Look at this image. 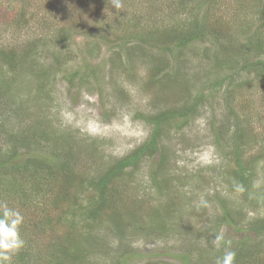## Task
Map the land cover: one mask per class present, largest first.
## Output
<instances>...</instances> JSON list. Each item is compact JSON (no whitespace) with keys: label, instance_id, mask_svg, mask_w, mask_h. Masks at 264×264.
Masks as SVG:
<instances>
[{"label":"trees","instance_id":"obj_1","mask_svg":"<svg viewBox=\"0 0 264 264\" xmlns=\"http://www.w3.org/2000/svg\"><path fill=\"white\" fill-rule=\"evenodd\" d=\"M79 2L90 3V6L95 3L115 15L112 19L93 22L94 31L83 33L85 43L78 48L77 56L72 51V45L77 44L75 37L82 32L79 25L70 19L72 27H68L66 20L62 22L61 19L67 15L59 9L53 8L56 16H49V8L52 7L47 5L46 16L42 15L41 21L45 32L35 41L18 49L9 47L0 38V199L6 203L12 200L10 205L14 204L10 208L18 209L24 217L20 228L24 245L14 257L13 264H91L93 258L89 244L95 239L92 232L96 223L101 221L104 224L108 216L117 224L119 236L128 230L122 222L121 211L126 203L119 181L130 171L139 170L145 162L152 161L153 186L162 193L165 189L163 184L171 179L167 177L170 147L166 141L172 135L184 132L201 112L206 100L214 97L217 88L224 86H227L224 102L233 118L231 135L227 139L230 140L227 148H231L229 159L235 163L230 169V176L233 185L238 184L245 190L246 202L255 208L264 206V192L255 193L254 182L255 167L263 152L247 156L252 141L249 139L248 143L246 129H243L247 128L244 118L252 116L248 109L245 114H240L234 108V101L239 99L238 89L242 85H249V91L258 89L262 90L261 94L264 93V0H249V18H244V22L249 20V31L241 30V37L231 33L230 24L220 20L215 0H123L124 7L120 11L113 8L112 0ZM16 4L20 9L16 14L17 20L13 22L25 19L28 14L35 18L36 13L32 11L34 4L29 5L28 0H21L19 4L16 1ZM142 5L145 10L141 11ZM239 19L240 15L235 16L232 23H238ZM208 40L211 43H215L214 40L224 42L221 44L218 41L214 51L211 48L204 50L208 59L215 58L216 65L213 66L219 71H214L220 72L219 76L205 68L201 73L203 85L198 95L189 93V98L182 104L176 102L175 105L141 115L151 128L142 144L122 157L113 158V161L97 169L94 175L82 172L81 160L88 154L80 148L78 133L50 129L52 118L45 107L53 102V85L58 77L68 82L69 90L76 89L77 92L101 86L108 73L106 64H95L93 61L101 55L99 51L107 47L106 52H110L109 59L113 63L110 73L118 66L128 71L134 61H145L150 65L148 77L154 85H173V81L179 79L178 64L186 59L188 49L197 42ZM50 44L51 47L66 45V48L55 51L45 49ZM237 51L241 56L235 55ZM43 54L51 56L52 64H43ZM78 58L81 60L78 61ZM25 74H32L38 80L30 102L20 99L17 94L11 95L13 82ZM53 79L55 81L51 83ZM21 86L25 87L22 79L19 80V88ZM206 87L210 93H207ZM211 89H214L213 93ZM187 91L191 92L188 87ZM240 106L243 107L242 103ZM248 121L250 123V119ZM214 133L215 144L221 147L223 139L216 130ZM92 149L98 153L97 147L92 146ZM85 161L89 162L88 159ZM75 187L77 190H74ZM49 198L50 201H47ZM224 202L218 224L224 222L242 233L240 240L231 241V247L237 253L236 264H264V215L249 216L244 224L247 214L242 208L238 206L237 210L228 205L227 199ZM67 203L74 206L68 207L65 212H70L71 228L64 234V240L54 242L50 251L44 254L34 236L44 233L45 227L34 221V214L31 215L30 211L39 205L38 211L43 217L47 214V223L54 224L49 216L51 208ZM80 225L86 233L78 231ZM197 250L202 259L203 249ZM215 251L218 257L222 255V249ZM189 256L184 254L174 258L181 259L185 264ZM131 258L121 257L116 264H126Z\"/></svg>","mask_w":264,"mask_h":264},{"label":"rangeland","instance_id":"obj_2","mask_svg":"<svg viewBox=\"0 0 264 264\" xmlns=\"http://www.w3.org/2000/svg\"><path fill=\"white\" fill-rule=\"evenodd\" d=\"M16 1L18 4L21 3V0H0V38L9 47L14 46L18 49L19 46L33 42L44 34L41 21L42 15L46 16L45 5L52 7L49 8V16H56L53 8L59 9L67 15L66 18L61 19L62 22L66 20L65 24L68 27H72L70 19L79 25L82 32L75 37L77 44L72 45V51L76 56L78 48L85 43L83 33L94 31L93 22L112 19L115 15L113 11L107 9L105 11L100 5L91 3L90 6V3H78L79 0H28L29 5H35L32 10L36 13L35 18L28 14L25 19L13 22L17 20L16 14L20 9ZM215 2L217 11L221 14L220 20L232 26L231 33L241 37L243 33L241 30L249 31V20L244 22V18H249V0H215ZM143 9L145 10V7L142 5L141 11ZM239 15L238 23H232V19ZM214 41L215 43L209 40L197 42L190 47L186 59L178 64V81H173V85L161 87L151 82L148 77L150 65L145 61H134L128 71L116 65L118 66L116 70L110 73L113 63L109 59L110 52H106L107 47H104L99 51L102 52L101 55L93 61L95 64H106L108 73L105 74L101 86L84 88L77 92L76 89L69 90L68 82L61 79V76L56 78L57 83L53 85L55 89L52 94L53 102L45 107L48 116L52 118L53 124L50 129L78 133L80 148L88 154L81 160V170L89 175L96 174L97 169L129 153L146 140L151 128L142 118V114L156 112L158 109L175 105L176 102L182 104L183 100L189 98V93L198 95L203 85L202 71L205 68L211 69L212 72L219 71L218 67L213 66L216 65L215 58L212 56V59H208L207 53L204 52L207 48L214 51L218 43H221L219 40V42ZM51 46V44L47 45L45 49L55 51L66 48V45ZM235 55L241 56L239 51ZM41 57L44 65L52 64L51 56L47 57L43 54ZM80 60L81 58H78V61ZM214 72L219 76L220 72ZM20 79L25 87L19 88ZM54 81L55 79L51 83ZM37 82L32 74H25L23 78H17L13 82L11 95L17 94L20 99L30 102ZM187 87L191 92L187 91ZM208 89L206 87L205 90L210 93ZM250 89L249 85H242L238 89L239 99L234 101V108L240 114H245L248 109L252 116L244 118L247 126L243 128L246 129L245 139L248 143L249 139L252 141L250 152L247 153L246 150V153L247 156L253 157L263 152L262 159L255 167L256 177H254L257 188L255 193H262L264 192V96H262L264 93L261 94L262 90L249 91ZM211 90L213 93L214 89ZM226 90L227 86L217 88L213 93L214 97L206 100L201 112L186 130L178 135H172L171 139L166 141L170 147L167 177L171 179L169 183L163 184L165 189L162 193L153 186L150 172L152 161L145 162L139 170L130 171L119 181L118 185L126 203L121 211L124 220L122 222L128 226V230L124 231L123 236H119L117 224L108 216L104 224L100 223L101 221L96 223L95 231L92 232L95 239L93 238L89 244L92 250L90 256L93 258L91 264H116L119 258L130 256L132 258L126 264H183L181 259L174 256L179 257L184 254L190 255L185 264H215L218 257L215 251L218 249L212 243L215 235L223 234L230 241L240 240L242 235L231 225H226L224 222L218 224V219L223 213L221 204L225 203L224 200L227 199L228 205L235 209L238 206L242 208L247 214L244 224L248 222L249 216L264 215V206L255 208L246 202L245 190L238 184L233 185L230 176V169L235 163L229 159L231 148H227L230 145V140L227 139L231 135L233 118L224 102ZM241 103L243 107L240 106ZM214 130L223 139L221 147L215 144ZM92 146L97 147L98 153H94ZM86 159L89 162L85 161ZM74 190L77 188L75 187ZM86 197L84 202L87 201ZM11 201L6 203L0 199V204H7L10 207L14 204L10 205ZM46 206L49 205L46 203ZM68 207L74 206L67 203L51 208L49 216L55 221L54 224L47 223V214L43 217L38 211L39 205L34 206L30 211L31 215L34 214V221L40 222L45 227L44 233L39 232L34 236L44 254L50 251L54 242L64 240V234L71 228L70 212L65 214ZM61 219L64 220L60 221ZM78 231L86 233L82 225L78 227ZM197 249H203L202 259ZM132 250L136 252H131Z\"/></svg>","mask_w":264,"mask_h":264},{"label":"clouds","instance_id":"obj_3","mask_svg":"<svg viewBox=\"0 0 264 264\" xmlns=\"http://www.w3.org/2000/svg\"><path fill=\"white\" fill-rule=\"evenodd\" d=\"M112 6L120 11L123 0H112ZM24 217L16 208L0 204V264H13V259L24 245L20 228ZM216 249H222V255L216 258L215 264H236L237 253L231 247V241L223 234H216L213 241Z\"/></svg>","mask_w":264,"mask_h":264}]
</instances>
